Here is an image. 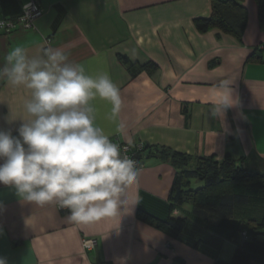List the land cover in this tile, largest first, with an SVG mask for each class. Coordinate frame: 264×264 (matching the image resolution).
Masks as SVG:
<instances>
[{
    "label": "crops",
    "instance_id": "obj_1",
    "mask_svg": "<svg viewBox=\"0 0 264 264\" xmlns=\"http://www.w3.org/2000/svg\"><path fill=\"white\" fill-rule=\"evenodd\" d=\"M26 4L29 0H19ZM43 16L30 30L0 32V67L9 49L20 45L29 57L43 58L60 48L69 63H79L93 78L107 73L119 87L122 108L96 96L89 101L95 123L110 140L149 148H170L193 158L226 155L250 166L264 162V30L255 0H241L248 20L241 39L217 29L200 32L196 20L209 18L212 0H38ZM1 6V3H0ZM141 67L135 75L120 61ZM252 56L260 60H250ZM233 82L239 106L223 121L211 115L215 85ZM31 90L0 79V127L10 113L22 118ZM123 122L125 127L118 125ZM20 123L17 119L15 128ZM15 134V133H14ZM145 168L128 189L129 208L120 218L89 224L67 219L58 204L26 203L10 187L0 185V256L8 264H114L127 255V264H215L230 261L236 246L224 241L198 242L199 229L177 239L141 222L139 211L158 219L182 217L191 206L171 214L170 192L175 169L169 162L143 156ZM193 167V165H192ZM202 184L192 181V187ZM203 234V233H200ZM97 240L86 250L84 240ZM217 243V242H216Z\"/></svg>",
    "mask_w": 264,
    "mask_h": 264
},
{
    "label": "clouds",
    "instance_id": "obj_2",
    "mask_svg": "<svg viewBox=\"0 0 264 264\" xmlns=\"http://www.w3.org/2000/svg\"><path fill=\"white\" fill-rule=\"evenodd\" d=\"M4 59L0 79L31 90V99L24 104L22 118L10 113L8 127H0V185L14 189L29 204H58L75 223L120 218L131 206L128 189L137 182L139 169L96 125L95 110L89 105L99 96L111 103V116L118 117L119 87L107 73L86 75L84 67L69 63L60 48L44 49L43 58H36L17 45ZM232 84L222 79L215 85L210 112L221 121L240 103ZM17 119L20 123L13 128ZM127 260V255L117 257L114 264ZM0 264H8V259L0 256Z\"/></svg>",
    "mask_w": 264,
    "mask_h": 264
},
{
    "label": "trees",
    "instance_id": "obj_3",
    "mask_svg": "<svg viewBox=\"0 0 264 264\" xmlns=\"http://www.w3.org/2000/svg\"><path fill=\"white\" fill-rule=\"evenodd\" d=\"M255 1L264 30V0ZM240 2L212 0L211 16L196 20V28L200 32L217 29L240 40L248 20L247 10ZM0 3V19L22 14L23 4L19 0H0ZM119 59L133 75L140 69L157 70L154 64L141 67L126 57ZM250 60L260 58L252 56ZM144 155L169 162L175 169L169 197L171 214L186 205L191 206V211L166 220L139 211L137 217L141 222L173 239L185 231L199 229L198 242L207 241L218 247L224 241L235 244L231 260L217 259L215 264H264V162L257 170L245 159L230 155L216 161L214 158H193L165 147H146ZM192 181L202 186L193 188ZM175 264L185 262L177 258Z\"/></svg>",
    "mask_w": 264,
    "mask_h": 264
},
{
    "label": "built area",
    "instance_id": "obj_4",
    "mask_svg": "<svg viewBox=\"0 0 264 264\" xmlns=\"http://www.w3.org/2000/svg\"><path fill=\"white\" fill-rule=\"evenodd\" d=\"M25 5H30V7L25 10ZM43 16V10L38 2V0H29L23 5L22 14L16 18L0 19V32L4 34H10L18 30H30L35 26V22ZM50 40L46 41V49L49 48ZM112 142L118 144L121 148V153L123 156L130 157L136 161L139 173L145 168V162L143 159V154L146 149V145L142 142L136 143L135 145H128L121 142L119 139L114 138ZM58 209L61 212H68L67 209H62L58 205ZM84 248L86 250H93L97 245V240H84Z\"/></svg>",
    "mask_w": 264,
    "mask_h": 264
},
{
    "label": "rangeland",
    "instance_id": "obj_5",
    "mask_svg": "<svg viewBox=\"0 0 264 264\" xmlns=\"http://www.w3.org/2000/svg\"><path fill=\"white\" fill-rule=\"evenodd\" d=\"M262 163V162H261ZM261 163L260 162H258V163H254L253 164V166H251V167H254L255 169H257V170H260L261 169Z\"/></svg>",
    "mask_w": 264,
    "mask_h": 264
}]
</instances>
